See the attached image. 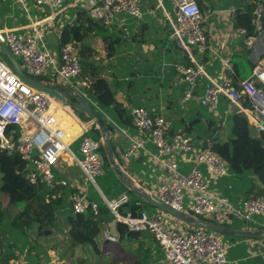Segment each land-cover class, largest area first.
Listing matches in <instances>:
<instances>
[{
    "label": "built area",
    "instance_id": "obj_1",
    "mask_svg": "<svg viewBox=\"0 0 264 264\" xmlns=\"http://www.w3.org/2000/svg\"><path fill=\"white\" fill-rule=\"evenodd\" d=\"M26 1L16 0L21 4ZM30 1L38 6L50 7H59L64 2V0ZM144 1L85 0V9L88 17L112 29L120 15L142 16ZM158 1L172 28L171 37L194 62L192 66L174 64L178 79L188 84L183 101L192 98L195 89L201 84L200 76H207L206 82L202 83L204 93L199 99L203 106L216 110L221 97L224 96L228 99L227 114L235 111L244 112L248 119L253 121L256 131L264 132V63L257 65L248 77L238 81L232 57L224 56L221 57L223 70L220 81L211 79L196 60L195 52L201 53L211 49L209 36L203 24L211 15L212 9L202 10L198 0H170L172 9L168 11L164 7V0ZM254 13L255 31L259 35L264 30V3H259ZM237 30L245 36L248 34L244 27H238ZM258 35L245 37L248 48L253 47ZM0 42L20 60L22 68L31 77L50 73L51 85L57 88L64 86L79 90L80 86L89 85L88 81H81L80 84L76 81L83 68L75 43L61 44V48L55 53L51 51L40 29L23 32L1 27ZM81 94L87 98L86 94ZM244 101H247L249 106L245 105ZM56 103L67 107L53 95L24 82L11 65L0 60V148L16 150L21 158L30 164L31 183L48 187L57 184L68 185L66 180L57 178L55 169L59 160L69 155L82 169L86 180L98 188L97 180L105 172L103 150L106 147L105 136L93 138L88 134L87 123H84L80 134L70 138L66 125L68 110L57 107ZM162 110V106H153L151 110L141 106L132 109V125L138 136H133L119 127L129 138L124 152L125 158L139 157L142 151L147 150L149 143L158 149L159 155L179 151L193 157V166L189 172H182L175 166L168 165L170 177L158 185V199L185 211V203L189 198L192 201L190 215L199 219L212 215L219 209L247 222L264 214V194L246 199L242 205L235 206L210 186L204 168L209 171L211 180L216 181L230 174L226 161L213 151V143L210 140L206 141L204 148L198 149L186 132L171 135L169 130L173 126V120L165 118L160 113ZM113 125L117 128L116 123L113 122ZM11 126L18 127L20 133L17 135L15 128ZM72 139L79 140L80 155L73 150ZM102 198L100 202L90 198L86 191L74 193L71 197L73 210L75 213L90 210L95 216H100L104 204L113 218L125 226L126 231L149 232L153 235L163 252L162 264H193L194 257L204 264H227L232 241L224 240L216 232L191 224L180 229L163 215L148 211H142L139 215H133L130 211L123 213L121 207L130 200V194L127 192L115 197L103 194ZM103 235L105 240L112 242L118 240L109 229L105 230ZM6 264L29 263L23 258H17Z\"/></svg>",
    "mask_w": 264,
    "mask_h": 264
},
{
    "label": "crops",
    "instance_id": "obj_2",
    "mask_svg": "<svg viewBox=\"0 0 264 264\" xmlns=\"http://www.w3.org/2000/svg\"><path fill=\"white\" fill-rule=\"evenodd\" d=\"M156 1L157 5L153 4L151 0H145L143 2L144 14L140 17H132L124 14L119 16L113 28L110 29V32L117 34V30H122L119 34L121 37L123 36V38L121 42H119L117 35V45L113 57L107 56L108 52L101 36L89 37L87 39V44L90 43L93 49L99 51L102 58V64L105 66V72L101 78V80L103 79V85L111 93L115 94L119 103L125 106L131 114L132 109L136 106L148 109L149 107L152 108L155 104L157 107H163L161 112L164 116L179 118L181 114L178 111V107H171L172 105L170 106V103L167 106V103L171 99L173 101H179L182 108L184 105V110L186 111L191 108V105H199V99L204 93V86L202 83L206 82L207 76H200L201 84L197 86L194 95L188 101H183L185 93L182 97V91L186 83L180 81L176 73L173 75L174 80L171 87L169 84L165 83L168 73L170 72L169 68L171 66L174 67L175 63H179L174 61L185 51L171 37L172 29L167 23L163 8L159 7V1ZM254 1L255 0H198L202 10L205 11L208 8L212 9L211 15L206 18L203 24L209 36L211 49L201 53L195 52L196 60L204 67L206 74L211 77V79L220 81L223 70L221 57L224 56H231L232 59L242 56L246 63L251 60L256 66L264 63V30L257 36L253 47L248 48L245 35L238 32V26L236 25L237 13L240 11L244 12ZM166 2L171 5V1L164 0L165 9L170 10ZM79 7H86L85 0H64L59 7L38 6L30 0L21 4L14 0L12 5L13 12L4 19H0V27L18 29L23 32H34L36 29H40L47 39L51 51L57 53L62 44L60 38L61 33L63 30L71 28V24H73L76 18L77 8ZM96 59H98V56ZM249 75L250 73L247 77ZM40 77H45L47 82L44 83L52 84L50 73ZM160 77L161 81H156V79ZM76 81L80 84L81 81L87 80L79 76ZM98 81L99 79L92 84L95 85V89L99 94V100L103 103L110 102L100 96L102 83ZM129 82L132 84L130 87H128ZM88 83L89 85L86 87L80 86V91L75 88L64 86H60L59 89L67 93L70 101H76L73 95L70 94L71 90L87 95L86 88L90 86L89 81ZM87 98L93 106L98 110L100 109V111L106 115V121L108 123L113 125L114 122L117 124L116 130L111 134L115 156L122 168L131 175L135 183L139 187H142L145 192L158 198V185L170 177L168 165L175 166L182 172H189L191 170L193 166V157L191 155L179 151L159 155L158 149L151 143L147 145V150L142 151L139 157L125 158L124 152L128 146L129 138L119 127L124 128L133 136H138V132H136L133 125H121L120 122H116L107 110L99 106V101H96V103L99 104L97 105L93 103L95 100L91 101L92 99H90L88 95ZM154 99L158 101V105L155 103ZM56 106H60L69 111L65 110L68 114L66 125L69 129L70 138L80 134L84 123H87L89 131L95 122L91 116L73 105L66 104L67 107H64L62 104L56 103ZM84 117L86 119L91 117V120L86 121ZM185 117L191 118L192 113L187 112V116ZM250 121L253 123L252 120ZM177 124L179 130H183V123L177 122ZM203 125L202 130H204L207 125L205 120H203ZM97 126L99 128V125ZM198 126L199 124H196L193 130H198ZM101 131V137H106L102 129ZM222 136L228 138L229 130L227 127L223 128ZM72 141H74L73 143L71 142L73 150L77 155H80L79 140L72 139ZM193 141L195 142V146L200 149V145L196 144V139H193ZM200 141L203 142V139ZM204 171L211 182L209 171L205 168ZM55 172L58 179H63L68 182V185H57H59L63 191L67 192L69 200H71L74 193L86 191L90 198L102 202V196L103 194L105 195L101 187L103 184V175L97 180L98 189L86 180L82 169L69 155H65L59 160ZM119 181V185L122 186V181L120 179ZM213 188L216 189L214 186ZM123 192L127 191L124 190ZM119 194L120 193L117 192V195ZM115 196L116 192L112 191L110 197ZM55 197L59 198L60 196L56 194ZM130 199L137 203L140 210L161 214L177 228L183 229L188 227V223L185 221L172 216V214L135 193L130 194ZM191 211L192 201L187 198L185 212L190 214ZM65 215L64 211L58 212L59 224L67 231L68 226L66 224ZM206 218L214 222L202 220L204 223H232L231 225L234 224V226L225 227L233 229H264V214L256 216L253 220H249L248 222L246 221L244 225L242 224V219L226 214L222 212L221 209ZM108 229L110 230V226H108ZM118 232L127 236H124L122 239L118 238L116 242H112L105 240L103 235H101L98 240V248H100L102 252L108 251V253L98 254L92 245H88V248L86 246L83 247L84 245H79L78 247L86 248L87 251L80 259L81 264H162L163 252L151 233L140 232L136 237L132 238L126 229L125 232H120L119 230ZM19 236L18 233L14 235L15 243L19 244L16 246L17 249L15 248L17 255H21L19 258L25 259L29 264H49L46 254H42L39 259L34 258V260L31 261L29 257L33 254L32 246L30 243L26 244V240L20 239ZM21 236L23 238L25 237L24 235ZM219 236L226 241H232V245L228 250L227 264H264V235L250 237L243 241H237L231 238L225 239L223 234H219ZM8 244L9 241H6L4 244L6 249H8ZM20 245H25L23 250L20 249ZM1 252L2 251H0V253ZM38 254L39 253L35 252L36 256H38ZM193 264L204 263L197 257H194Z\"/></svg>",
    "mask_w": 264,
    "mask_h": 264
},
{
    "label": "trees",
    "instance_id": "obj_3",
    "mask_svg": "<svg viewBox=\"0 0 264 264\" xmlns=\"http://www.w3.org/2000/svg\"><path fill=\"white\" fill-rule=\"evenodd\" d=\"M13 1L0 0V19H4L13 12ZM151 1L153 4L157 3L156 0ZM261 2H264V0H255L244 12L240 11L236 15V25L248 30V34L245 37L253 34L258 35L255 31L254 12L257 5ZM166 4L168 5L167 7L171 8L168 2ZM77 9L76 18L73 24H71V28H67L61 33V43L64 45L72 42L78 47V55L83 68L80 76L82 79L90 82V86L86 88L88 97L92 100L99 101L100 106L107 110L116 122H120L121 125L132 126V114L125 106L119 103L115 94L111 93L103 85V79L101 80V78L105 72V66L102 64L99 51L93 49L90 43L87 44L89 37L101 36L108 52L107 56L113 57L117 45V35L119 42L123 38L119 34L122 30H117V34L111 33L110 28L103 26L100 21L88 17V12L85 7H79ZM0 54L8 63L1 57L0 60L10 65L5 55L1 52ZM97 56L98 59H96ZM233 60L234 73L238 81L246 78L256 67V64L251 60L246 63L242 56L236 57ZM174 62L182 63L185 66L194 65V62L186 51L175 59ZM169 69L170 72L165 83L171 87L174 80L173 75L177 73V70L173 66ZM98 79V82L102 83L100 96L110 102L103 103L99 100V94L95 89V85L92 84ZM39 81L47 82L45 77H40ZM156 81H161V77L157 78ZM131 82H129L128 87L132 85ZM185 85L182 91V97L188 89V84L186 83ZM154 100L158 105V101L156 99ZM169 103L170 106L172 105L171 107H178V111L181 114L179 118H171L165 115V118L173 120V126L169 130V133L175 135L180 132H186L192 139H196V144L200 145V149L204 148L206 141L210 140L213 143V151L226 161L230 174L216 181L212 180L210 182L212 188L214 186L222 197L237 206L242 205L246 199L256 198L264 194V132H257L255 125L250 122L244 112L235 111L227 115L228 99L224 96L221 97L219 107L216 110H211L207 106H203L200 102L199 105H191V108L187 109V111L184 110L183 104L182 108L179 101H173L171 99L167 103V106ZM244 104L249 106L247 101H244ZM154 106L156 105L154 104ZM93 107L106 121V115L95 106ZM148 109L151 110V107ZM187 112L192 113L191 118L185 117L187 116ZM160 113L162 114V112ZM85 120H91V117L85 118ZM203 120L207 122L204 130H202L204 126ZM177 122L183 123V130H179ZM196 124H199V129L193 130ZM11 127L15 128L17 135L20 133L18 127ZM224 127H227L229 130L228 138L222 136ZM88 134L95 139L101 138V127L98 128L96 122H94ZM202 139L203 142L200 141ZM103 150L105 154V172L102 177L103 184L101 187L105 196L110 197L112 191L116 192L117 196V192L121 194L124 190L129 194H133L123 184L122 186L119 185L120 181L107 160L106 147ZM30 171V164L24 161L16 150L8 151L0 148V192H3L7 196L10 205L22 207L21 211L12 221V230L8 232L3 231L5 213L0 209V251H2L0 253V264H6L10 260L17 259L21 256L15 252L17 249L16 246L19 245L14 241L15 233H18L20 236H26L28 230L34 225H38L40 233L48 234L51 232V229L42 230L45 227L59 226V211H64L66 214V224L68 226L67 238L73 246L92 245L98 254L102 253L101 249L98 248V240L114 219L109 209L103 204L100 216H95L90 210L83 213H75L72 207V201L67 197V192L63 191L59 185L48 187L43 184L31 183L29 179ZM56 194H59L60 197L56 198ZM125 209L132 212L133 215H139L142 212L137 203L132 199L121 207L123 213L128 212ZM206 217L202 216L200 219L207 222H214ZM245 222V220H242L243 225ZM216 224L230 227L234 226V224L231 225L232 223L216 222ZM118 230L125 232V226L122 223H118ZM139 233V231L128 232L132 238L136 237ZM224 238L243 241L250 237L224 235ZM6 241H9L8 249L4 247ZM27 243L28 241L26 240ZM24 247L25 245H20V249L23 250ZM29 258L33 261L34 258L39 259L40 256L39 254L38 256L32 254Z\"/></svg>",
    "mask_w": 264,
    "mask_h": 264
},
{
    "label": "water",
    "instance_id": "obj_4",
    "mask_svg": "<svg viewBox=\"0 0 264 264\" xmlns=\"http://www.w3.org/2000/svg\"><path fill=\"white\" fill-rule=\"evenodd\" d=\"M0 52L5 55L11 67L15 71V73L24 82L34 86L35 88H38L40 90H43L53 95L54 97L61 100L65 104H70V105L75 106L76 108H78L81 111H84L85 113H87L89 116L93 118V120L97 123V125H99V127H101L103 132L106 134V137H105L106 157L110 163V166L114 170L117 177L122 181V183L128 189H130L133 193L157 205L161 209L167 211L168 213L172 214L175 217H178L179 219L185 221L188 224H191L194 226H203L204 228L212 230L216 232L217 234L244 236V237H256V236L264 235V229H259V230L233 229L230 227H225V226H221L217 224L204 223L199 218L194 217L185 211L178 210L172 207L171 205L166 204L160 199L153 197L152 195L145 192V190L142 187H139L135 183L131 175L127 171H125L122 168V166L118 163L117 157L115 156L113 143L111 140V134L116 130V126L105 121V119L100 115V113L93 107L90 101L83 94L75 92L74 90H71L70 94L73 95L76 101H70L67 93H65L63 90L53 85L41 82L31 77L30 75H28L22 68L19 59L13 55V53L10 51V49L5 44L1 42H0ZM117 225H118V222L116 219H113L110 222L109 224L110 233L116 236L117 238L122 239L124 236H127V235L120 234L117 230Z\"/></svg>",
    "mask_w": 264,
    "mask_h": 264
},
{
    "label": "rangeland",
    "instance_id": "obj_5",
    "mask_svg": "<svg viewBox=\"0 0 264 264\" xmlns=\"http://www.w3.org/2000/svg\"><path fill=\"white\" fill-rule=\"evenodd\" d=\"M171 9L172 6L168 11H171ZM3 59L5 60V58ZM33 77L40 80V77L38 76ZM0 209L5 213L3 231L8 232L12 230V221L21 211L22 207L18 205H10L7 196L3 192H0ZM46 229H51V232L48 234L40 233L38 225H34L28 230V234L24 238L22 236H19V238L25 239L28 241V244H31L33 254H35V252L39 253V256L46 254L49 264H81L80 259L87 252L86 248L78 247L79 245L73 246L67 238V231L60 224L56 227H45L42 231H45ZM85 246L87 248L89 247L88 245H84L83 247ZM103 253H108V251H103L101 254Z\"/></svg>",
    "mask_w": 264,
    "mask_h": 264
}]
</instances>
